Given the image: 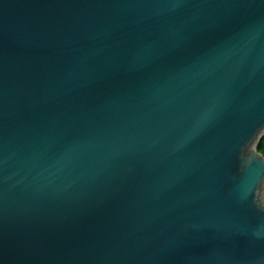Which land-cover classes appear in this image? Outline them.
<instances>
[{"label": "water", "instance_id": "obj_1", "mask_svg": "<svg viewBox=\"0 0 264 264\" xmlns=\"http://www.w3.org/2000/svg\"><path fill=\"white\" fill-rule=\"evenodd\" d=\"M261 127L264 0H0V264H264Z\"/></svg>", "mask_w": 264, "mask_h": 264}, {"label": "snow or ice", "instance_id": "obj_2", "mask_svg": "<svg viewBox=\"0 0 264 264\" xmlns=\"http://www.w3.org/2000/svg\"><path fill=\"white\" fill-rule=\"evenodd\" d=\"M261 130H264V127H261V128H259V129L257 130L254 139H253V140L251 141V143L249 144V149H250V146L253 144V142H254V140H255V138H256L257 133H258L259 131H261ZM249 155H251V151H250V150H249ZM260 203H261L262 206H264V195L261 196V198H260Z\"/></svg>", "mask_w": 264, "mask_h": 264}, {"label": "trees", "instance_id": "obj_3", "mask_svg": "<svg viewBox=\"0 0 264 264\" xmlns=\"http://www.w3.org/2000/svg\"><path fill=\"white\" fill-rule=\"evenodd\" d=\"M258 150L264 154V138H262L259 142V145H258Z\"/></svg>", "mask_w": 264, "mask_h": 264}]
</instances>
